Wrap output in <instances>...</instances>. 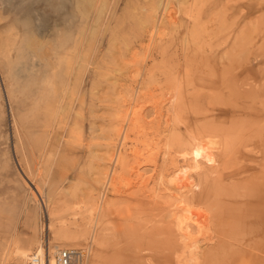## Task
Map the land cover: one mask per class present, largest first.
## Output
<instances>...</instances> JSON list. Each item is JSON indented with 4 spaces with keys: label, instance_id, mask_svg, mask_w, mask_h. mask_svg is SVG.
<instances>
[{
    "label": "rangeland",
    "instance_id": "rangeland-1",
    "mask_svg": "<svg viewBox=\"0 0 264 264\" xmlns=\"http://www.w3.org/2000/svg\"><path fill=\"white\" fill-rule=\"evenodd\" d=\"M0 4V32L17 28L14 57L46 63L37 76L14 75L0 54L9 140L0 153L10 156L0 164V264H15L16 240L35 244L48 231L28 222L30 210L46 214L37 187L56 198L52 243L92 245L78 207L103 194L131 106L147 126L128 131V169L151 176L161 197L125 179L109 185L116 210L102 214L109 229L99 231L89 264H264V0H94L86 16L70 0L59 24L71 20L81 39L62 44L46 24L24 25L29 8L21 0ZM61 60H71L72 74L53 93L49 79L61 74ZM198 147L211 149L216 169ZM195 204L210 229L201 234L194 223L200 243L188 247L171 220Z\"/></svg>",
    "mask_w": 264,
    "mask_h": 264
},
{
    "label": "bare ground",
    "instance_id": "bare-ground-1",
    "mask_svg": "<svg viewBox=\"0 0 264 264\" xmlns=\"http://www.w3.org/2000/svg\"><path fill=\"white\" fill-rule=\"evenodd\" d=\"M93 1L94 0H78V2H79V9H78L79 12L81 14H84L86 16V11L89 9V7L93 3ZM21 2H23L24 4H27V6H28L27 9L29 8V10L26 9L28 11V14H26V16H28V19H27V17H26V19H24L25 20L24 25L30 26L31 24L34 25V24H36L38 22L39 23L46 24L50 28V32L52 31L51 33H53L52 34V37H54L55 39H57V41H58L59 44H62V43H65V42H69L71 40H73V41H75L77 43L81 39V34H79V35L78 34H74V32L72 30V27H71L72 26L71 25L72 24V21L71 20H69V21H64L63 20L64 24L63 25H60L59 24L62 21L61 18H63L64 12H66L67 7H69L68 4H69L70 0H21ZM35 2L39 4V7H38V9H34L33 10L32 8H33V6L35 7V5H34ZM163 2H164V0H159V5H163ZM96 3H97V1H96ZM167 4H169V3L166 2V4H164L165 5V9L168 6ZM0 6H1V4H0ZM69 9H70V7H69ZM162 11H163V9H162ZM165 11L167 12L168 9L165 10ZM69 12H70V10H69ZM23 14H25V13H23ZM148 15H151V14H148ZM76 26H78V24ZM155 27H157V26L155 25ZM160 28H162L161 25L159 26V29H158L159 31H160ZM162 36H163V34H162ZM159 38H161V36ZM16 39L18 40V38H17V28H16V25L15 26L14 25H11L9 28L1 31L0 32V54L1 55L2 54H5L6 56H8L9 63L11 64V67L10 68H11V70L14 71V75H16V73H17L16 71H19V70H27V72H29L28 73L29 74L28 75L29 77H33L34 74H35V76H37L36 73H38L39 70H40V69H38L39 68L38 66L40 64L41 65H45L46 63L43 64L42 62L38 61V63L36 62L37 63V65H36L35 61H33V60L32 61L31 60L28 61V59H26L24 62H19L20 59L17 58V57H14V48H13L14 46L13 45H15L14 42L16 41ZM19 40H20V38H19ZM20 42H21V40H20ZM35 45H37V44H35ZM24 50L22 51L23 53H25ZM38 51H40V50H38ZM13 59L14 60L16 59V61H13ZM72 69H73V63L71 62V60H66V61L61 60V64L59 65V69H58V71L61 70V74L59 76L54 75L52 78L49 79L50 90L53 93H56L57 92V89L56 88L59 86V84H61V83L62 84H65V80H66V78H68V75L70 76L72 74ZM44 71L46 72V75H47L48 70H47L46 67H44ZM19 73H20V71H19ZM18 75L19 74H17V76ZM20 75H21V73H20ZM6 95H7V92H6ZM174 98H175V96H174ZM52 99H53V97H51L49 99V102H48V106H49V110L50 111H52V109L54 107V102H53ZM138 109L135 108V107L133 108V106H131V109H130L129 113L126 116L127 117L126 124L123 127V130H121L120 132H118L119 137L121 136V134L124 137H123V139L121 141L122 143H121L120 150H119V148H117L118 150L115 153L116 155L115 154L112 155V153L110 154V156H111L110 157V160L113 163H115V165L113 166V164H112L111 171L107 175H105L106 176V179H105L104 183L102 184L103 194L101 196L99 195L95 201H93V202H90L89 201L91 204L89 206H86V208H84V206L81 205V204H80L81 206L78 207V209H80L81 211H83V214H85L87 233L91 236V238L89 240H91V242H92V245H89L87 248H85L87 252H86V254L84 256V260L85 261L83 260V264H89V263H91L88 260V258H89L90 254H91V251H92L91 250V246H93V248H94L96 246L98 247V245L100 244L99 237H98L99 231L100 230L107 231V229H109V227H108L109 224L108 225L105 224V226H104L103 225L104 223L101 221L102 214L103 213H106L109 216L110 213L112 214V212H115V210H116L115 207H114L115 206V203L107 195V189L109 188V185L110 186L112 185V189L117 188L118 187L117 184L118 183H122V180L125 179L126 181L124 183L127 184V186L133 185V184L136 183L139 191L140 190L141 191L144 190L143 192L147 193L149 195V197L150 196H155L157 194V188L154 185L151 186V182H152L151 176L150 177L149 176L148 177L147 176L144 177V175L146 173H144V172L141 173L142 171L140 172V167L139 166L137 167V165L135 167H132V168L128 169V160H127V154H126V151L127 150L126 151H124L125 149L122 150L123 149V146L125 144H127V139L129 137L128 136V134H129L128 131H129L130 127H131V130L130 131L132 132V131H136V130L137 131H140L146 125V124L144 125V121L145 120L143 118L144 115L142 114L141 108H138ZM10 111L13 112L12 106H10ZM159 111H160V109H159ZM5 115H6L5 106L0 103V145L3 143V141L5 140V138H6V141H7V137H8L7 135L4 134L5 119H6L5 118ZM158 130H159V128H158ZM123 132H124V134H123ZM153 144H155V143H153ZM168 144H169V142H168ZM202 147L199 148L198 154L200 153L199 155H201V157L203 156L205 159H208L209 162H211L214 165V169H216L215 167H216V165L218 163L217 157L214 155V153L211 151V149H208V148L206 149V148H202ZM170 148H172V147H170ZM1 149L3 150V148H1ZM133 149H135V148H133ZM155 150H156V148H155ZM3 152H5V153H0V164H7L8 161L10 160L9 159L10 156H9L8 152H6V151H3ZM134 152H136V151H134ZM140 152H141V150H140ZM151 153H153V152H151ZM199 155H197V156H199ZM193 160H194V158H193ZM173 162H175V161H173ZM124 170L125 171L127 170V173L124 172ZM128 172H131V175L130 176L134 175V177L133 178L130 177L128 175ZM209 173L208 174L207 173H205V174L202 173L199 178H207L210 175ZM212 173H215V171H212ZM183 175H185V174H183ZM185 177H184V179H185ZM208 178H210V177H208ZM135 179H137L136 182L134 181ZM149 186H150V188H149ZM35 189L37 191L34 190V193H36L38 199H40V202H39L40 208H41L42 212L43 211L46 212V214H44V215H46V220H48V221L45 222V220H43V217L45 218V216L43 214L41 215V219H40L37 216V212H35L33 210H30V212L28 214V222L33 226V228H34L35 231L36 230H40V232L41 231L43 232V230H45V229L48 230V231H46V235L48 234V241H47V243H48V251L46 252V254H44V248H45V246H44V238L43 239H40V241H38V239H37V241L35 242V244L33 243V244H28V245H20V244H18L19 240H16L15 241L13 239L15 241V243H14L13 248H11L12 246H10V248L12 249V252L11 253H13V256L15 258V264H32V262H31L32 255L35 254V253H37V252H38V254H42V256H41V258H42V264H57L58 263L57 254L55 255L56 256L57 263L55 262L53 256H54V253H58L59 249L57 248V246L54 245V243H52V239H51L52 231L54 230V223H53L54 220H52V218L54 217L53 205L55 204V199L56 198L53 199L54 196H50L49 198H46V195L44 194L45 191L41 187H37ZM110 190H111V188H110ZM117 191H118V189H117ZM184 193L186 194V192H184ZM185 194L184 195L182 194L183 196H185L184 198H186V195ZM202 194H204V193H202ZM157 195H159V194H157ZM163 197H164V195H163ZM173 197L171 196V198H173ZM152 198H155V197H152ZM85 203L87 204V202H85ZM174 204H176V203H173V207H174ZM174 208H176V207H174ZM204 209L201 208L199 205L195 204V205H189V206L182 207L179 210L175 211L174 214H173L175 216V219L172 217L173 219L171 220V222L174 224V227L176 225L178 226V229L177 230L180 232V236L185 240L184 244L187 245L188 247L189 246L192 247L191 244L193 242L200 243V240L197 239L198 238L197 236L199 234L197 235V233H196L195 236H194V234H193L194 232L192 233L191 230H190V228L192 227V225H194V223H196L197 226L200 228V231L202 232L201 234H204V232L207 233L208 229H210L209 228V222H207L209 220L206 219L207 218V215H206V213L203 212ZM85 217L83 215V218H85ZM204 239H206V238H204ZM183 247H186V246H183ZM95 249H97V248H95ZM7 251H8V249H7ZM8 252H10V251H8ZM4 257H5V255H4ZM7 257H8V255H7ZM8 259H10V257ZM8 259H7V262L10 261ZM179 259H181V258H179Z\"/></svg>",
    "mask_w": 264,
    "mask_h": 264
},
{
    "label": "built area",
    "instance_id": "built-area-1",
    "mask_svg": "<svg viewBox=\"0 0 264 264\" xmlns=\"http://www.w3.org/2000/svg\"><path fill=\"white\" fill-rule=\"evenodd\" d=\"M44 236V254L48 251V234ZM86 249L84 247H72L65 246L61 247L57 253L58 264H83L84 256L86 254ZM42 254L35 253L32 255L31 262L32 264H42Z\"/></svg>",
    "mask_w": 264,
    "mask_h": 264
}]
</instances>
